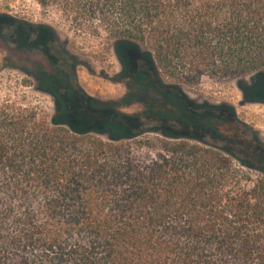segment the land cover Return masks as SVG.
I'll list each match as a JSON object with an SVG mask.
<instances>
[{
  "label": "trees",
  "instance_id": "trees-1",
  "mask_svg": "<svg viewBox=\"0 0 264 264\" xmlns=\"http://www.w3.org/2000/svg\"><path fill=\"white\" fill-rule=\"evenodd\" d=\"M36 2L97 23L128 85L100 101L72 73H35L50 117L0 104V264H264V147L239 135L231 107L178 86L253 75L238 88L262 100L264 0ZM0 40L70 58L47 27L4 16ZM233 161L262 176L243 184Z\"/></svg>",
  "mask_w": 264,
  "mask_h": 264
},
{
  "label": "rangeland",
  "instance_id": "rangeland-1",
  "mask_svg": "<svg viewBox=\"0 0 264 264\" xmlns=\"http://www.w3.org/2000/svg\"><path fill=\"white\" fill-rule=\"evenodd\" d=\"M0 16L17 21V25L21 26L47 27L53 34L54 47L70 57L75 80L87 96L100 101H117L125 94L128 84L120 73L113 45L104 39L103 29L97 23L86 20L74 23L73 16L54 7L43 9L36 0H0ZM9 31L8 28L3 33ZM10 42L0 40V104L6 100L16 101L36 107L50 117L53 113V98L40 90L41 85L35 80V73L26 75L22 72L28 67L34 72L43 62L41 54L17 51L12 40ZM253 79V75L223 80L200 77L192 84L178 86L188 99L197 104L231 107L236 120L232 126L239 135L248 141L254 137L264 146V103L244 102L238 88L240 83L249 84ZM164 82L175 83L167 79ZM261 99L264 100V97ZM140 110V105L133 104L121 112L135 114ZM238 156L245 159L244 154ZM233 164L248 173L249 181H243V184H250L262 176L257 170L241 167L236 161ZM250 164L256 165L254 161Z\"/></svg>",
  "mask_w": 264,
  "mask_h": 264
},
{
  "label": "flooded vegetation",
  "instance_id": "flooded-vegetation-1",
  "mask_svg": "<svg viewBox=\"0 0 264 264\" xmlns=\"http://www.w3.org/2000/svg\"><path fill=\"white\" fill-rule=\"evenodd\" d=\"M31 51L33 52L32 47H30L26 52L31 53ZM43 51L46 53L45 54L40 53L43 58V62L37 66V69L34 72H32L30 70V67H28L26 69H22L23 73H25L26 75H31V73H39L46 78H51L52 76H56L60 74L66 76L69 73L70 74L75 73L73 69V63L70 58L67 57L66 60L65 58L62 59L63 56L56 53L53 50V47L49 45L48 46L46 45ZM40 89L41 90L43 89L44 91L51 90L47 82H45L44 85L40 86ZM259 102L264 103V100H260Z\"/></svg>",
  "mask_w": 264,
  "mask_h": 264
}]
</instances>
